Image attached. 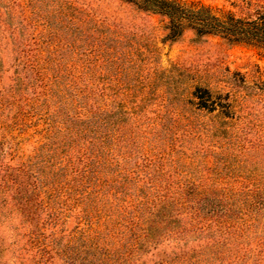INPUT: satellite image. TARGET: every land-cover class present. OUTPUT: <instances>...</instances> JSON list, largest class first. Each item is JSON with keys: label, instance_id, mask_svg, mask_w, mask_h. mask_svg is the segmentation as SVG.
Wrapping results in <instances>:
<instances>
[{"label": "rangeland", "instance_id": "obj_1", "mask_svg": "<svg viewBox=\"0 0 264 264\" xmlns=\"http://www.w3.org/2000/svg\"><path fill=\"white\" fill-rule=\"evenodd\" d=\"M170 27L0 0V264H264V48Z\"/></svg>", "mask_w": 264, "mask_h": 264}, {"label": "trees", "instance_id": "obj_2", "mask_svg": "<svg viewBox=\"0 0 264 264\" xmlns=\"http://www.w3.org/2000/svg\"><path fill=\"white\" fill-rule=\"evenodd\" d=\"M138 1L142 9L169 19L172 37L179 36L187 24L200 37L219 36L231 43L264 48V7L254 15L241 17L231 12L217 15L209 7L187 5L178 0Z\"/></svg>", "mask_w": 264, "mask_h": 264}]
</instances>
